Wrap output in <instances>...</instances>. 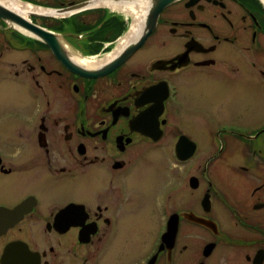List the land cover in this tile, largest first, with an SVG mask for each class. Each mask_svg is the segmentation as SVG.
I'll return each instance as SVG.
<instances>
[{"label": "flooded vegetation", "instance_id": "af4514ba", "mask_svg": "<svg viewBox=\"0 0 264 264\" xmlns=\"http://www.w3.org/2000/svg\"><path fill=\"white\" fill-rule=\"evenodd\" d=\"M25 1L0 264H264V0Z\"/></svg>", "mask_w": 264, "mask_h": 264}, {"label": "water", "instance_id": "95a60500", "mask_svg": "<svg viewBox=\"0 0 264 264\" xmlns=\"http://www.w3.org/2000/svg\"><path fill=\"white\" fill-rule=\"evenodd\" d=\"M32 14H34V15H38V14H36V13H32V12L28 13V15H32ZM0 17H1L2 19L6 20L7 22L15 23V24H17V25H19V26H21V27H23V26L31 27L32 29L37 30V31L43 36V38H44V37H45V38H55V34H53V33L49 32V31H47V30H45V29H43V28H41V27H38L37 25L31 23V21H29V20L27 19L28 16L26 17V16L21 15L20 13H18V12H16V11H12L11 9H9V7H7V6H5V5H3V4H1V3H0ZM145 37H146V35H144L142 39H144ZM141 41H142V40H141ZM51 46L54 47V49L56 50V53H57L58 55L61 54L62 48L59 47V45L54 46V45L51 43ZM138 46H139V43L136 42L135 44H134V43L131 44V45L129 46V47H130L129 49H135V48H137ZM118 59H119V61H121V57L119 56V57L113 62V64H114ZM117 63H118V62H117ZM114 65H115V64H114Z\"/></svg>", "mask_w": 264, "mask_h": 264}, {"label": "bare ground", "instance_id": "6f19581e", "mask_svg": "<svg viewBox=\"0 0 264 264\" xmlns=\"http://www.w3.org/2000/svg\"><path fill=\"white\" fill-rule=\"evenodd\" d=\"M0 2L4 5L8 6L9 8L19 12L20 14H22L24 16H28V13H29L28 9L29 8H39L37 6H32L31 4H28V3L26 4V3L21 2L19 0H0ZM34 12H37L36 9L34 10ZM44 14H49V13L46 12ZM77 61L80 62V60H78V59H77Z\"/></svg>", "mask_w": 264, "mask_h": 264}, {"label": "rangeland", "instance_id": "374dc122", "mask_svg": "<svg viewBox=\"0 0 264 264\" xmlns=\"http://www.w3.org/2000/svg\"><path fill=\"white\" fill-rule=\"evenodd\" d=\"M255 109L256 110L258 109V111H260V112L263 110L262 107H261V105H259V104H253V110H255Z\"/></svg>", "mask_w": 264, "mask_h": 264}]
</instances>
